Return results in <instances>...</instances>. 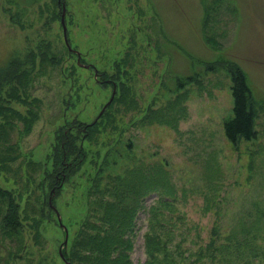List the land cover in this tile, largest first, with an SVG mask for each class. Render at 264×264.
<instances>
[{"label":"rangeland","instance_id":"374dc122","mask_svg":"<svg viewBox=\"0 0 264 264\" xmlns=\"http://www.w3.org/2000/svg\"><path fill=\"white\" fill-rule=\"evenodd\" d=\"M34 61L24 91L9 81L0 97L13 111L0 152L14 158L9 169L0 163V187L14 192L21 213L25 204L33 210L14 238L0 226V264H91L76 246L80 232H96L85 224L101 212L90 190L108 158L115 166L105 183L136 170L133 183L143 169L163 186L137 213L134 264L148 259L144 235L161 199L171 204L159 216L180 264H240L247 241L264 250V0H0V78ZM232 64L246 74L257 112V138L237 145L223 127L233 117ZM125 88L126 104H115ZM64 128L96 134L77 143L87 153L81 170L51 190ZM212 240L224 248L215 259Z\"/></svg>","mask_w":264,"mask_h":264},{"label":"trees","instance_id":"16d2710c","mask_svg":"<svg viewBox=\"0 0 264 264\" xmlns=\"http://www.w3.org/2000/svg\"><path fill=\"white\" fill-rule=\"evenodd\" d=\"M56 58L57 57L54 56L53 59L51 58L50 60L52 61ZM46 62L47 60L42 61L43 66ZM31 64L32 70L25 68L22 75H16L13 80L8 79L3 81L0 78V97L6 85L4 83H8L9 81L12 84L14 83V87L17 88L15 89L16 93L22 89V91H24L25 79H28V83L30 84L33 73L35 72L33 70L35 69L36 62L34 61ZM58 64L59 61L57 60L53 62V66H58ZM229 74L232 81L233 117L225 120L223 127L228 141L233 145H237L241 141H252L257 138V112L252 103L253 93L244 71L238 65L232 64ZM18 77L20 85L15 82ZM126 89L127 88L123 90ZM128 95V91L126 90L123 92L122 100L116 101L115 104L120 105L125 103ZM34 102H37V100H34ZM112 105L114 106V103L109 107ZM12 112V110L4 107V104H0V118L4 120V123L0 125V128L2 127L0 130L6 131L5 128L12 119ZM31 114L32 120H36V116H34L32 112ZM22 119L27 120V118ZM68 129L65 130L64 128L58 133V148L56 149L55 156L57 170L46 178L51 183L49 185L51 186V190H55V188L57 190L58 185L61 186L65 181L67 182L71 179L76 172L81 170L86 161L87 153L84 151V148L78 146L77 143L81 140H88L90 136H95L96 134L94 132L95 128L87 130V132H83L82 130L77 131L75 128H72L71 131L77 132L76 136ZM108 160L105 162L106 168H100L99 174L94 181L96 185H93V188L90 190L91 193L96 196L91 200V203H96L99 200L97 204L101 205V212L93 217V221L88 217L85 224L91 227L93 229L92 231L96 232L89 233L88 230L85 231V234L80 232L81 235H79L78 241L81 240V244L79 247H76L79 251L85 250V253H87L85 255L91 261V264H134L131 260L130 253L134 249L132 237L135 235V220L137 218V213L140 209L144 208L143 199L149 194L160 192L158 189L163 186L160 185L159 181L153 180V178L145 179L142 171L143 169L139 170L138 178L133 183L131 180H128V178L133 175L136 170H128V175L123 177L117 176L113 181L105 183L106 178L110 176L111 173L107 172L108 175H106L104 171L106 172L108 167L115 166V164L112 165L110 161L108 164ZM13 161L14 158L12 157L11 159V156L8 155L6 150L0 152L1 168L9 169V164ZM36 167L37 169H39V167L41 169V166ZM100 187L104 189H99ZM94 191H99L100 193ZM99 195L100 197L98 198ZM45 204L49 206L47 203ZM159 204V206L151 208V213L153 212L151 226L153 229L144 235L148 255V259L144 264H180L182 260H184V258L180 261L178 260V257L183 255L180 245L177 244L175 248L171 249L170 242H172V238L170 235L172 232H164L166 228L162 225V220L159 216L162 215L161 207L163 205L169 207L171 204L169 200L166 201L162 199ZM32 211L31 204H25V209L22 212L25 216V221H32V218H29V214L32 213ZM22 213L21 205L16 202L14 192L4 190L0 187V226L4 236L16 237L15 233H18L19 229L22 228ZM33 222H36V220ZM156 225H158L157 228H163V232L156 231ZM213 234L218 236V230L214 229ZM257 238L258 237L254 236L251 241H257ZM247 242V249L245 248L244 251L242 250L240 252L242 257V262L240 264H255L257 261L263 263L264 250L256 244L253 245L250 241ZM209 248L214 249V253L208 255L209 257L212 256L213 259L217 257L215 253L219 251L224 252V248L220 250L221 246L218 247L216 245V240L211 241ZM202 254V251L199 252L198 258L193 261V263L199 262L202 258ZM162 255L163 259H160L159 257Z\"/></svg>","mask_w":264,"mask_h":264},{"label":"water","instance_id":"95a60500","mask_svg":"<svg viewBox=\"0 0 264 264\" xmlns=\"http://www.w3.org/2000/svg\"><path fill=\"white\" fill-rule=\"evenodd\" d=\"M62 26H63V30H64V34H65V41H66V44H67L69 50L72 51V50H71V47H70V44H69V40H68V30H67L66 21H65V12H64L63 17H62ZM78 55H79V54H78ZM80 59H81V56L79 55V57H78V62H79V64H80ZM84 67H85V66H84ZM114 94H115V92H114ZM110 104H111V102L107 105V107L110 106ZM103 112H104V111H103ZM103 112H102V113H103ZM57 216H58V220H59V222H60L61 228H63L64 231H65V233H66V240H65V246H66V245L68 244V240H69L68 230H67V228L63 225L62 220H61V216H60L58 213H57ZM62 257H63V256H62Z\"/></svg>","mask_w":264,"mask_h":264}]
</instances>
